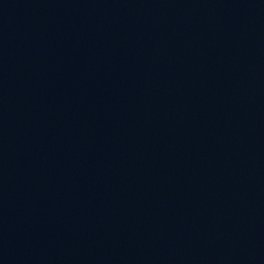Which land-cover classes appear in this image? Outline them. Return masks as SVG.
<instances>
[{"label":"water","instance_id":"water-1","mask_svg":"<svg viewBox=\"0 0 264 264\" xmlns=\"http://www.w3.org/2000/svg\"><path fill=\"white\" fill-rule=\"evenodd\" d=\"M19 264H264V136L120 197Z\"/></svg>","mask_w":264,"mask_h":264}]
</instances>
